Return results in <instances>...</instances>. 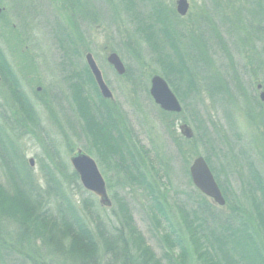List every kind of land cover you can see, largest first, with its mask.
<instances>
[{
  "label": "rangeland",
  "instance_id": "1",
  "mask_svg": "<svg viewBox=\"0 0 264 264\" xmlns=\"http://www.w3.org/2000/svg\"><path fill=\"white\" fill-rule=\"evenodd\" d=\"M121 1L84 0L82 6L76 3L73 7L70 0H0V52L3 54L0 60L8 69L6 72L0 66V125L8 135L7 142L0 140V161L3 162H0V184L6 182L5 172L11 177L19 174V167L15 165L17 159L25 164L32 180L43 186L44 169L48 166L54 171L62 166L63 175L58 174L72 198L77 201L82 196L90 197L108 232L115 233V228H122L117 200H123L128 204L135 226L157 256L166 252V248L162 249L157 243V234L161 232L169 239L178 235L185 245L184 251L179 246H171L170 250L178 264H201L199 249L189 240L176 203L179 205L187 196L193 201L200 194L190 179L189 165L196 156L204 157L202 152L209 147L198 142L185 144L187 138L178 127L185 123L194 133V122L202 131L210 117L212 124H209L219 127L220 134L226 135H223V144L228 163L219 152L209 149L227 199L224 206L213 204L214 212L222 216L239 212L251 226L254 222L245 198L249 187L241 178L244 179L247 168L253 167L264 183V102L260 101L256 88L257 84H262L264 89V69L261 72L258 67L263 49L255 42L257 30L247 24L251 15L245 0H187L185 15L176 12V0H159L160 22L166 23L172 37L174 35L184 48L186 56H190L193 70L198 71L202 64L209 76V88L215 86L223 96V101L213 106L201 84V97H186V110L174 117L175 114L159 109L149 94L151 77L162 76L160 68L146 41L135 31L132 17L124 11ZM259 1L264 9V0ZM80 10L84 11L85 18ZM136 10L142 16L152 11L144 2H139ZM57 26L64 28L72 40L71 46L74 45L68 59H62L56 47ZM251 29H254L253 35ZM159 36L163 37L161 33ZM111 52L120 57L125 67L123 74H117L107 62ZM87 53L91 54L112 93L108 99L112 113L124 138L127 136L129 145L136 150L133 164L154 187L152 195L135 184L130 185L121 173L107 166L83 130L72 104L71 84L79 68L88 67ZM12 76L33 101L39 124L18 120L22 115L16 112L7 91L9 87L4 82V78L12 81ZM80 82H84L82 77ZM175 143L181 146L180 152L175 151ZM78 150L95 161L104 179L110 206L102 205L97 195L84 189L78 175L72 174L69 157ZM158 206L162 208L159 212ZM153 216L161 226L157 232ZM16 227L0 216V231L5 239L8 232L15 236ZM1 240L0 264L8 262L9 257L11 264L21 261L23 264H58L50 261L37 243L35 254L28 248L23 249L29 255L27 260L9 251L8 237L7 243ZM31 254L35 256L31 258Z\"/></svg>",
  "mask_w": 264,
  "mask_h": 264
},
{
  "label": "trees",
  "instance_id": "2",
  "mask_svg": "<svg viewBox=\"0 0 264 264\" xmlns=\"http://www.w3.org/2000/svg\"><path fill=\"white\" fill-rule=\"evenodd\" d=\"M83 1L70 0L73 7L76 3L82 6ZM245 1L249 7L248 13L251 15L247 24L251 26L250 28L257 30L255 42H259L263 49L261 65H258L262 72L264 69V9L259 0ZM121 2L124 11L132 17L131 22L135 25V31L146 41L154 55V61L160 68V74L179 101L184 104L181 112L187 108L184 101L186 97L195 99L201 97L199 88L201 84L207 91V96L213 106L223 101L222 93L215 89L213 83L214 87L209 88V76L203 69L204 66L200 63V68L197 66L199 70H193L189 63L190 56L189 58L186 56L184 48L178 44L174 35L172 37L166 23L160 22L159 0H122ZM139 2H144L151 7L150 15L142 16L136 10ZM81 14L82 18H85L84 11H81ZM252 30L254 29L250 30L251 35H253ZM159 33L163 37L160 38ZM55 40L62 59H68V52L74 45L71 46L72 40L61 26L56 27ZM2 55L0 52V59ZM0 61V66L8 72L6 65L2 60ZM79 73L84 80L83 83L80 82ZM6 79L4 78V82L9 87L7 91L16 112L22 115L18 120L30 122L32 125L39 124L35 105L20 88L19 81L13 76L10 82ZM71 90L75 112L98 155L106 160L107 166L121 173L130 185L135 184L152 195L154 187L143 179V173L138 172L137 166L133 164L135 163L133 155L136 150L129 145V138L127 136L124 138L118 121L112 113L110 100L100 96L88 67L79 68L78 75L74 76V82L71 84ZM173 116L179 117V114ZM207 122L208 125L202 126V131H200L201 126L193 122V137L185 139L184 142L189 146L198 142V144L205 145L204 147H209L202 153L225 195L223 183L219 180V169L214 166L209 149L219 152L228 163L225 157L228 153L223 144L225 138L223 135H226L220 134L219 127L209 124H212L210 117ZM7 139L8 135L0 125V140L7 142ZM175 145V151L180 152L181 146L177 143ZM189 148L190 151L193 150ZM194 153L193 150L192 154ZM0 162L3 164L2 161ZM15 165L19 167V174L10 178L8 186L0 184V216L17 224L26 237L21 236L19 241L9 243L11 244L10 252L19 251L18 255L28 260L29 255L23 252V249H27L24 246V240L26 239L27 244L30 245L31 238L33 244L32 247L28 246L29 252L35 254L34 251L39 247L45 255L50 257V261L54 260L58 264L179 263L170 250L171 246L173 248L179 246L184 251L185 245L182 238L173 234V238L169 239L161 232L158 233L157 243L159 242L162 249L166 248V252L157 256L135 226L125 201L117 200L118 217L122 228H115V233L108 232L105 224L98 217L96 206L90 197L82 196L77 201L72 198L63 178L58 174H62V166L54 171L48 166L44 169L45 183L43 186L32 180L23 162L17 159ZM223 166L225 167V164ZM54 167L55 165L52 168ZM247 170L244 179L241 178V180L249 187L245 188V198L250 206L251 213H249L254 222L251 226L244 217L240 216L239 212L226 216L216 214L213 203H209L199 191L200 194H197L193 201H190L191 197L187 196L184 200L180 199L179 205L176 203L189 240L199 249L198 256L201 264H264V183L257 170L253 167ZM72 174L77 176L74 170ZM152 200L156 199L152 198ZM227 206L231 211L234 210L229 204ZM161 210L162 208L158 206L157 211ZM152 211L155 212L153 209ZM156 220L158 218L153 216L154 231L157 232L161 226ZM34 254H31V258L35 256Z\"/></svg>",
  "mask_w": 264,
  "mask_h": 264
},
{
  "label": "water",
  "instance_id": "3",
  "mask_svg": "<svg viewBox=\"0 0 264 264\" xmlns=\"http://www.w3.org/2000/svg\"><path fill=\"white\" fill-rule=\"evenodd\" d=\"M188 9L187 0H176V12L185 15ZM86 64L93 75L100 94L104 98H111L112 93L103 81L101 72L97 67L91 54L85 56ZM107 62L112 65L117 74H123L125 67L115 52L107 56ZM260 88V85H257ZM149 94L155 104L163 111L178 113L181 111V104L175 94L169 88L164 78L154 75L150 79ZM261 101H264V91L259 94ZM182 136L189 139L193 136L192 129L185 123L179 125ZM70 164L76 171L79 181L84 189L94 193L99 197L102 205L110 206L111 201L107 195L104 179L99 172L95 161L81 150L76 151L69 157ZM33 164V160H29ZM189 175L194 186L204 195L211 198L215 204L223 205L224 197L205 161L203 156L195 157L189 166Z\"/></svg>",
  "mask_w": 264,
  "mask_h": 264
},
{
  "label": "bare ground",
  "instance_id": "4",
  "mask_svg": "<svg viewBox=\"0 0 264 264\" xmlns=\"http://www.w3.org/2000/svg\"><path fill=\"white\" fill-rule=\"evenodd\" d=\"M82 10V9H81ZM81 10H80V12H81ZM112 10H113V12L115 13L116 12V10H115V8L113 7L112 8ZM91 73V72H90ZM92 75V74H91ZM92 77H93V75H92ZM103 78V77H102ZM94 79V78H93ZM104 81V80H103ZM94 82H95V80H94ZM95 84H96V82H95ZM96 87H97V85H96ZM108 87V86H107ZM97 89H98V87H97ZM110 90V89H109ZM98 92H99V89H98ZM99 94H100V92H99ZM100 96L102 97V95L100 94ZM103 99H110V98H104V97H102ZM86 154V153H85ZM72 155V154H71ZM70 162V161H69ZM30 163V162H29ZM72 166V165H71ZM73 168V167H72ZM98 168V167H97ZM74 170V169H73ZM99 170V169H98ZM75 171V170H74ZM76 172V171H75ZM100 172V171H99ZM77 174V173H76ZM78 175V174H77ZM5 178H6V182L5 183H2V184H4L5 186L7 185L8 186V184H10V178H11V176L9 175V174H6V172H5ZM106 186V185H105ZM15 225H17V224H15ZM15 232V236L14 237H12V235L11 234H9V232L6 234V239L4 238V236L1 234V231H0V236H2V238H3V240H5L4 242L5 243H7V237L9 238V243H13V242H16V241H19L22 237L21 236H23V237H26V235L24 236L23 235V231H22V229L20 228V227H18V225H17V227H16V230H14ZM11 235V236H10ZM29 235V234H28ZM1 238V239H2ZM0 239V240H1ZM24 240V239H23ZM2 241V240H1ZM26 241V242H25ZM32 239L30 238V245H29V243L27 244V240L25 239L24 240V246H26L27 248H29V247H32ZM29 246V247H28ZM18 252L19 251H14V252H12L13 254H18ZM4 256V259H5V256H7V255H3ZM7 258V257H6ZM7 261L8 262H2V264H11L12 262H11V258L9 257V258H7ZM21 264H23V263H21Z\"/></svg>",
  "mask_w": 264,
  "mask_h": 264
},
{
  "label": "flooded vegetation",
  "instance_id": "5",
  "mask_svg": "<svg viewBox=\"0 0 264 264\" xmlns=\"http://www.w3.org/2000/svg\"><path fill=\"white\" fill-rule=\"evenodd\" d=\"M261 89H262V84H261Z\"/></svg>",
  "mask_w": 264,
  "mask_h": 264
}]
</instances>
